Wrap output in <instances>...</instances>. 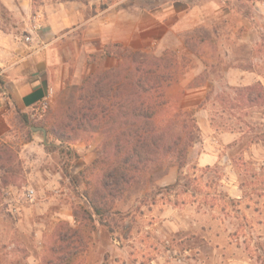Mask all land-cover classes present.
Wrapping results in <instances>:
<instances>
[{
	"label": "rangeland",
	"instance_id": "374dc122",
	"mask_svg": "<svg viewBox=\"0 0 264 264\" xmlns=\"http://www.w3.org/2000/svg\"><path fill=\"white\" fill-rule=\"evenodd\" d=\"M59 1L70 0H31L33 8ZM74 1L88 15L123 9L126 31L103 46L99 26L55 41V78L64 85L49 90L46 109L33 110L28 123L8 119L0 135V264H57L59 256L68 258L61 264H264V0ZM173 5L179 15L167 11ZM5 20L22 22L0 0ZM141 59L154 66V94L170 99L165 110L183 113L187 124L166 133L191 132L180 158L115 154L114 138L128 126L112 103L136 105L142 96L133 84ZM99 73L114 122L103 133L64 129L83 81L93 87ZM125 159L128 182L117 190L107 172Z\"/></svg>",
	"mask_w": 264,
	"mask_h": 264
},
{
	"label": "crops",
	"instance_id": "0c3cea01",
	"mask_svg": "<svg viewBox=\"0 0 264 264\" xmlns=\"http://www.w3.org/2000/svg\"><path fill=\"white\" fill-rule=\"evenodd\" d=\"M2 2L12 12L18 9L22 22L17 27L7 20L0 23V135L10 127L9 118L18 115V111L31 116L50 89L56 90L64 85L61 78H55L56 71L60 74L55 66V41L82 26L91 29L99 26L95 33L100 36L103 46L112 35L126 31V23L119 25L125 15L123 9L112 14L107 7L88 15L84 11V7H88L82 1L43 2L36 8L32 7L31 0ZM167 11L175 15L181 13L174 5ZM26 36L31 39L26 41ZM61 66H64L62 61ZM215 156L212 152H203L201 158Z\"/></svg>",
	"mask_w": 264,
	"mask_h": 264
},
{
	"label": "trees",
	"instance_id": "16d2710c",
	"mask_svg": "<svg viewBox=\"0 0 264 264\" xmlns=\"http://www.w3.org/2000/svg\"><path fill=\"white\" fill-rule=\"evenodd\" d=\"M136 63L140 64L141 68L138 65L135 66V71L138 74L135 76L133 84L141 91L142 96L138 98L136 105H133L132 100H129V98H126L124 101L117 100L115 104L112 103L113 106H118L117 108L120 109L117 111L118 113L122 111L120 116L123 119L122 124L128 126L126 130L122 129L114 138L115 154L120 156V153H123L124 158H146L148 155L145 154L148 153L153 156L158 152L163 156L170 155V158H180L185 149L181 142L184 141V137L186 139L189 137L190 139L191 132L177 136L166 132H169L172 127L178 128L180 126L183 129L186 128L187 124L182 125L181 121H179L183 113L176 110H165L166 105H169L170 99L157 97L158 95L154 94L161 86L154 77L153 64L145 63L143 59L138 62L136 61ZM125 70L129 69L125 68ZM102 78L106 81V75L99 73L97 76L99 83H95L93 87L85 85L87 80L83 81V84L80 86L81 90L76 97V105L66 115V122L63 123L64 129L71 127V129L103 133L107 127V123L114 122L116 113L112 112L113 106H111L110 97L108 96V92L111 89L102 86ZM114 82L111 80V84ZM115 84L117 85V82ZM18 115L23 122L28 123V116L25 113L18 111ZM129 117L142 119L141 124L135 125V120L131 121ZM155 119L160 120L158 121V126L152 123L155 122ZM188 127L190 129L193 127L191 117ZM58 132L54 131V136L60 139L63 138V134L61 135ZM127 163L128 160L125 159L122 161L123 165L121 167L118 165L117 168L114 167L112 171L107 172V178L112 180V185L117 186L119 184L117 190L122 189L121 183L127 179V171L122 168ZM101 184L103 188H106L108 182L103 181ZM86 200L94 213L99 214L101 209L97 206L94 198L92 199L87 196ZM56 260L58 261L57 264H61L64 261H68V258L59 256L56 257Z\"/></svg>",
	"mask_w": 264,
	"mask_h": 264
},
{
	"label": "built area",
	"instance_id": "2783aa9c",
	"mask_svg": "<svg viewBox=\"0 0 264 264\" xmlns=\"http://www.w3.org/2000/svg\"><path fill=\"white\" fill-rule=\"evenodd\" d=\"M24 39H25L26 41H29V40L31 39V36H26ZM48 97H49V96H47V97H46V98L40 103V105H39L36 109H39V110H41V111H44V110L46 109V107H47V104H48ZM32 195H33V190H32V189H28L27 192H26V196L29 197V198H31Z\"/></svg>",
	"mask_w": 264,
	"mask_h": 264
},
{
	"label": "water",
	"instance_id": "95a60500",
	"mask_svg": "<svg viewBox=\"0 0 264 264\" xmlns=\"http://www.w3.org/2000/svg\"><path fill=\"white\" fill-rule=\"evenodd\" d=\"M32 130H33V131H38V130H40V131H42L43 136L45 135V129L42 128V127H32Z\"/></svg>",
	"mask_w": 264,
	"mask_h": 264
}]
</instances>
